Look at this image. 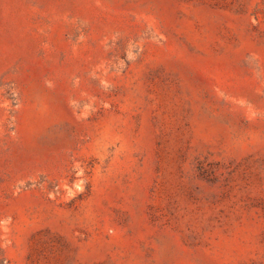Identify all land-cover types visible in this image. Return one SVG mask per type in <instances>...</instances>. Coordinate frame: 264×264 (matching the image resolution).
<instances>
[{
	"label": "rangeland",
	"instance_id": "374dc122",
	"mask_svg": "<svg viewBox=\"0 0 264 264\" xmlns=\"http://www.w3.org/2000/svg\"><path fill=\"white\" fill-rule=\"evenodd\" d=\"M0 264H264V0H0Z\"/></svg>",
	"mask_w": 264,
	"mask_h": 264
}]
</instances>
